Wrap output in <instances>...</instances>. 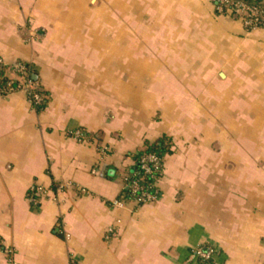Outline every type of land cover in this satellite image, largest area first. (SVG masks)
<instances>
[{
	"label": "crops",
	"instance_id": "1",
	"mask_svg": "<svg viewBox=\"0 0 264 264\" xmlns=\"http://www.w3.org/2000/svg\"><path fill=\"white\" fill-rule=\"evenodd\" d=\"M0 59L45 96L0 95V264H264V29L212 0H0Z\"/></svg>",
	"mask_w": 264,
	"mask_h": 264
},
{
	"label": "built area",
	"instance_id": "2",
	"mask_svg": "<svg viewBox=\"0 0 264 264\" xmlns=\"http://www.w3.org/2000/svg\"><path fill=\"white\" fill-rule=\"evenodd\" d=\"M216 9L222 14H231L239 18L246 28L264 29V6H257L249 4L242 0H212ZM0 95L8 92H13L15 90L23 91L33 105H41L45 96L41 92L40 85L37 80L30 78L31 68L25 62L19 61L15 64H5L3 60L0 59ZM5 72L13 74L18 77L17 81L12 80L9 76H6ZM2 77L6 78V81L2 82ZM162 158L155 152H147L143 154L139 159V167L143 176H149L153 180L150 183L149 190L142 183V178L138 174L132 173L126 178V186L129 191L128 197L133 198L139 204H145L153 202L158 197V191L155 186V179L157 173L162 170L163 167ZM37 192H47L42 187L38 188ZM115 205H124L123 199H118L114 202ZM3 252L0 246V254ZM198 257L209 259L212 256V250H205L203 248H198L196 251Z\"/></svg>",
	"mask_w": 264,
	"mask_h": 264
},
{
	"label": "trees",
	"instance_id": "3",
	"mask_svg": "<svg viewBox=\"0 0 264 264\" xmlns=\"http://www.w3.org/2000/svg\"><path fill=\"white\" fill-rule=\"evenodd\" d=\"M242 1H245V2L252 4V5H257V6H261V7L264 6V0H242ZM34 74H35V72L31 71L30 78L35 79ZM0 75H2V72H0ZM5 81H6V78L2 77L3 84ZM171 147H172V144L170 142V139L166 136H163L155 142H148L142 152L135 154L133 156L134 160H135V164L132 168V171H133V173L138 174V176L142 178V183L147 188H149L150 183L154 179L152 180L151 177H149V176H143V174L140 170V167H139L140 157L147 152H155L162 158V162L164 163V157L166 154H168L170 152ZM161 176H162V170L159 173H157V176L155 179L156 188H157L156 183L158 182V180L160 179ZM149 190H152V188H149ZM126 193L128 195L129 191H126Z\"/></svg>",
	"mask_w": 264,
	"mask_h": 264
},
{
	"label": "rangeland",
	"instance_id": "4",
	"mask_svg": "<svg viewBox=\"0 0 264 264\" xmlns=\"http://www.w3.org/2000/svg\"><path fill=\"white\" fill-rule=\"evenodd\" d=\"M19 62V61H18ZM16 62H14L13 64H15Z\"/></svg>",
	"mask_w": 264,
	"mask_h": 264
}]
</instances>
